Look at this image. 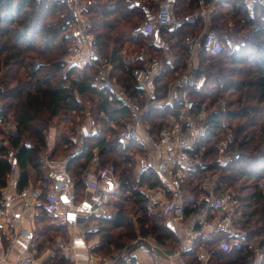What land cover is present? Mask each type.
I'll list each match as a JSON object with an SVG mask.
<instances>
[{"label": "trees", "instance_id": "trees-1", "mask_svg": "<svg viewBox=\"0 0 264 264\" xmlns=\"http://www.w3.org/2000/svg\"><path fill=\"white\" fill-rule=\"evenodd\" d=\"M87 1L90 31L94 33L100 56L113 64V79L144 105L147 91L139 86L136 77V70L144 63L139 58H126L124 49L128 42L133 43L134 50L147 45L161 61L150 82V100H164L170 83L187 68L190 48L186 39L202 30L200 24H186L179 30L156 25L154 34L134 38L133 29L153 17L154 4L132 0ZM229 1L232 5L228 14L219 13L213 18L212 27L221 36V49L212 53L202 48L200 63L190 73L194 78L205 75L206 82L201 88L188 89L198 109L209 99L213 102L208 112V132L197 143L194 157L215 160L216 143L223 134L229 139V149L226 159L211 164L202 159L205 165L196 171L195 178L201 179L202 173L207 175L217 168L221 171L218 184L237 188L240 213L236 224L248 229L250 239L263 235L257 248L264 255V189L261 186L264 178V3L256 4L252 16L244 0ZM198 7L199 0H178L175 5L179 15L194 12ZM228 20L234 23L232 30L226 25ZM76 23L66 1L0 0V120L12 118L16 123L15 132L1 131L0 200L10 183L14 164L18 166V190L29 186L33 169L45 198L50 189L43 154L49 151V159L62 155L68 158L67 169L77 182L76 203L81 204L87 188L82 177L97 150L100 163L96 171L102 173L112 168L119 176L121 189L117 197L122 205L111 217L97 214L87 217L88 240L100 237L92 252L107 256L120 248L127 247L130 251L148 236L173 252L179 241L170 220L149 212L148 198L142 191L146 186L162 184L161 176L149 158H145L146 165L137 176V156L145 154V149L135 141L125 144L119 139L120 132L131 120L128 106L115 91L96 84L95 61L73 66L65 62L68 48L75 42ZM220 98H226L225 106L216 105ZM87 102L92 103V131L80 146L73 136L77 124L84 121ZM180 108V101L150 106L144 117L150 133L157 137ZM63 117H71L75 123L50 148L49 131ZM197 188V185L189 186L188 190ZM200 194L196 193L193 198L189 193L185 195L188 215L196 210L193 204ZM37 219L40 223L51 221L43 231L69 242V227L54 224L55 219L42 206ZM254 222H260L261 226L253 228ZM224 237L223 233H215L209 239L196 238L193 247L184 252L185 260L188 264H199L197 254L202 246H207L214 250L213 264H264V257L258 262L257 248L250 249L247 244L229 251L217 250ZM54 249L46 264H72L60 247Z\"/></svg>", "mask_w": 264, "mask_h": 264}, {"label": "built area", "instance_id": "built-area-1", "mask_svg": "<svg viewBox=\"0 0 264 264\" xmlns=\"http://www.w3.org/2000/svg\"><path fill=\"white\" fill-rule=\"evenodd\" d=\"M66 1L73 10L77 20L73 33L75 42L68 48L65 62L68 66L79 65L86 61L93 60L98 68L96 84L106 90L115 91L123 99L130 110L131 120L120 132L119 139L122 143L135 141L142 144L145 151L152 153L153 160L151 166L161 176L162 184L158 186H146L142 191L148 198V209L151 214L167 217L175 231L179 241V246L171 252L168 264H188L184 258V252L191 249L196 238L209 239L215 233L226 235L217 250H231L236 246L247 244L250 249L257 248L254 240L249 238V231L236 224L238 203L236 194L221 187L218 184L219 176L216 181L205 177L201 186L204 194L193 204L196 209L191 214L186 213L185 202V181L189 178H195L196 171L204 166L203 160L195 158L193 151L196 148L200 138L208 132L207 120L208 112L205 107L197 108V104L189 97L188 88L196 86L201 88L205 84V77L194 78L190 73H185L170 83L168 94L164 100L156 104H174L181 102V108L178 115L171 118L170 123L164 127L157 137H154L148 125L144 121L146 110L151 106L150 82L154 76V68L150 61L144 62L143 67L136 70V77L140 87L146 89L147 99L142 106L139 101L132 98L127 89L116 83L113 79V64L104 60L95 44L94 33L90 31L91 22L89 19V3L87 0H62ZM148 1L155 3V13L149 18L138 24L132 31L133 37L138 38L142 34H154L156 25L167 26L171 30H179L186 24L198 22L202 30L194 35L187 37L190 48L189 63L192 66L202 48L215 53L222 47V40L217 29L213 28L212 13L217 7L227 0H199V7L193 13L179 15L175 9L178 0H132ZM249 8L250 15L255 14L257 3H264V0H244ZM231 28L234 27L232 20H229ZM141 55H145L142 53ZM145 60V56H142ZM193 67V66H192ZM80 100V98H78ZM90 130L82 125L75 133L74 140L80 146L85 142V137L90 134ZM220 152L225 155L229 149V143L226 140L218 144ZM226 157V156H225ZM221 159V158H220ZM48 155L44 157V163H48ZM55 162H59L55 161ZM100 163V156L95 151L94 157L89 168L83 175V183L86 187H92L98 194L92 203L90 214L111 217L114 209L110 205L114 194L119 193L121 181L119 176L112 168H107L102 173L96 171ZM96 175V179H90V175ZM18 175V166L12 167L11 179ZM62 182L61 188H56V181ZM53 188L49 190L44 198L42 189L27 186L18 192V195L26 201L25 207H30V200L37 201L54 217L59 225H65L69 228L78 227L86 223L87 216L77 212L79 204L76 203L77 182L68 170H62L50 177ZM22 214L16 212L8 198L0 200V249H2L1 238L3 235L9 239L8 250L0 258L7 260L10 251L19 242L22 236ZM87 231L81 232V240L88 250L87 264H120L130 262L131 264H141L138 260H133L128 248L125 247L114 251L108 256H99L92 252L94 242L88 240ZM142 243L151 250L158 252L166 250L165 246L159 245L155 239L144 237ZM57 247H60L66 255V258L73 261L78 247L74 240L65 242L62 239L58 241ZM212 251L207 246H202L198 252V258L201 264H210ZM258 262L264 255L259 251ZM16 264H46V254L40 253L33 245L26 248L18 258Z\"/></svg>", "mask_w": 264, "mask_h": 264}, {"label": "crops", "instance_id": "crops-1", "mask_svg": "<svg viewBox=\"0 0 264 264\" xmlns=\"http://www.w3.org/2000/svg\"><path fill=\"white\" fill-rule=\"evenodd\" d=\"M135 55H133L134 57ZM132 57V58H133ZM131 59V58H128ZM172 61V59H169ZM86 126L90 131H92V128L89 123H84V124H79L77 127V130L80 126ZM77 133V131H76ZM63 134V133H62ZM52 138L49 139V143L51 148L55 145L56 139H57V131L51 133ZM60 135V134H59ZM74 139V137H73ZM146 158H149V161L151 162L153 160V155L152 153L145 151ZM145 157L142 155L137 156V166L135 169L136 175H139V172L143 167L146 165L145 164ZM67 164H68V158L66 156H62L59 158V162L53 161V159H49L48 163H44V172L48 178V188L51 189L53 188V184L50 181V177L52 178V175L55 173L62 171V170H68L67 169ZM36 172L31 169L30 170V186H33V183H40V181H37L36 177ZM96 175L91 174L90 179H96ZM18 178L19 174L14 177L13 179L10 180L9 185L4 189L3 191V197L2 200L8 198L11 202L12 208L22 214V236L19 240V242L15 245V247L10 251L8 259L7 260H0V264H16L18 262V258L20 255L24 252V250L31 245H33L40 253H45V231H43L42 227L40 226L41 223L38 222V215L40 214V206L38 205L37 201L35 200H30V207H25L26 201L23 200L18 195ZM38 183V184H39ZM36 186V185H34ZM40 187V184H39ZM41 188V187H40ZM42 189V188H41ZM98 194V191H96L92 187H87L85 190V198L84 201L79 204L77 207V212L81 213L83 216H87L90 214L91 211V206L92 203L95 201V198ZM113 197L117 198V194H114ZM113 197L111 199L110 205L114 209V213L117 212V210L121 207V205L116 206ZM122 204V202H121ZM117 208V210H115ZM90 227L86 226V223L81 224L78 227H72L69 228V239L74 240L78 247L76 249V256L75 259L72 261V264H87L88 260V250L84 246L83 240H81V232L82 231H88ZM31 232L32 236L29 237L24 234V232ZM92 243L94 242V246L99 243L100 237L95 236L94 238L90 239ZM1 244H2V249H0V258L4 255V253L8 250L9 246V239L7 236L3 235L1 238ZM133 257V260H138L140 261L141 264H168L169 262V257L168 255L171 253L168 249L162 251L155 252L148 248L146 245L143 243L138 244V246L129 251ZM160 252V253H159ZM120 264H131L130 262H124Z\"/></svg>", "mask_w": 264, "mask_h": 264}, {"label": "rangeland", "instance_id": "rangeland-1", "mask_svg": "<svg viewBox=\"0 0 264 264\" xmlns=\"http://www.w3.org/2000/svg\"><path fill=\"white\" fill-rule=\"evenodd\" d=\"M152 4H154L155 5V3H152ZM231 2L229 1V0H227L226 2H224V3H222V4H220L218 7H217V10H215L213 13H212V17L213 16H216V14H219V13H223V14H228V12L230 11V9H231ZM195 12V11H194ZM191 13H193V12H191ZM189 14V13H188ZM229 23V20L226 22V25L227 26H229V28L232 30L233 29V27L231 28V25H229L228 24ZM195 35V34H194ZM194 35H189V36H194ZM188 36V37H189ZM187 40V39H186ZM162 42V41H161ZM187 44H188V41H187ZM124 52H125V57L126 58H131V59H141L142 61H143V63L144 62H146V61H150V63L152 64V67L154 68V71L156 72L157 71V68H158V64H159V62H161L152 52H151V50H150V48L147 46V45H145L144 47H142L141 48V50H134V45H133V43L132 42H128L127 44H126V47H125V49H124ZM142 53H145V55H141ZM133 55H135L134 57H133ZM142 56H145V60L143 59V57ZM133 57V58H132ZM172 59V56H169V59ZM189 58H190V55H189ZM188 58V61H187V63H189V59ZM199 63H200V56H198V58L194 61V62H192V66L193 67H196V66H198L199 65ZM144 65V64H143ZM190 64H187V68H186V70L183 72V74H185V73H191V70H192V67ZM143 67V66H142ZM112 74H113V71H112ZM183 74H181V75H183ZM192 76V75H191ZM180 77V76H179ZM178 77V78H179ZM193 77V76H192ZM203 77H205V82H206V76L205 75H203ZM117 83V82H116ZM119 84V83H118ZM119 85H121V84H119ZM122 86V85H121ZM124 87V86H123ZM124 88H126V87H124ZM190 88V87H189ZM188 88V89H189ZM169 89V88H168ZM152 93V92H151ZM150 93V94H151ZM167 94H168V92H167ZM189 94V93H188ZM189 97L190 98H192L190 95H189ZM192 100H194L195 102H196V100L194 99V97L192 98ZM150 102H151V106L152 105H154V104H156V103H158V102H161V101H157V102H153V101H151L150 100ZM217 103L218 104H216V105H220V106H225L226 105V98H220L218 101H217ZM196 104H197V102H196ZM212 104H213V102L209 99V100H207V101H205V103H203L202 104V108L203 107H205V109H206V112H209V110H210V108L212 107ZM145 105V104H144ZM144 105H142V106H144ZM163 105V104H162ZM92 103H89V102H87L86 103V108L84 109V121L83 122H81L82 124H84V123H89V124H91L92 122H93V119H92ZM201 107H199V109H201ZM146 112H147V110H146ZM170 121H171V119H170ZM75 122H72V119H71V117H63V118H61V119H58L57 121H56V123L54 124V126L51 128V130L49 131V139L50 138H52V135H51V133H52V131L53 132H55V131H57V134H58V136H57V139H56V142L58 141V139L60 138V136H62V133H69V131H70V129H71V127L73 126V124H74ZM15 120L14 119H12V118H10V120H8V121H5V122H2L1 120H0V141H2L3 140V133L2 132H6V133H8V132H15L16 131V126H15ZM78 125L79 124H77V126H76V128L78 127ZM2 131V132H1ZM60 134V135H59ZM224 135L225 134H223V138H220L218 141H217V147H216V152H215V154H217L216 155V159L215 160H213V159H208L207 158V160H204L203 158H201L200 157V155H198V157L197 158H199V159H203L204 160V162L206 161L208 164H211L212 162H216V161H219V160H223V159H226L225 158V156H226V154L225 155H223L221 152H220V150H219V147H218V144L220 143V141H222V140H226V141H229V139L227 138V136H225L224 137ZM74 136H75V134H74ZM73 136V137H74ZM51 146L52 145H50V148H51ZM53 148V147H52ZM203 150V149H202ZM48 153H49V151L48 152H46V153H44L43 155H44V157L46 156V155H48ZM214 154V153H213ZM212 155V154H211ZM62 156H64V155H62ZM62 156H60V157H62ZM142 156H144L145 158H146V155L143 153L142 154ZM60 157H58V158H54L53 159V161H58L59 160V158ZM221 158V159H220ZM205 164V163H204ZM35 171V170H34ZM36 172V171H35ZM207 175H205V174H203L202 173V178L201 179H197V178H195V179H193V178H189V179H187L186 181H185V184H184V188H185V194H187V193H189L190 195H191V197L193 198V197H195L196 196V193H199L200 194V192H201V194L198 196V199L199 198H201V196L204 194V192H203V190L201 189V186H198V184H202V182H204V179H205V177H208V178H210L211 180L213 179L214 181H216V178L218 177V176H220L221 175V171L219 170V169H217V168H215L214 169V171H212V172H208V173H206ZM36 175H37V173H36ZM37 177V181H38V176H36ZM39 183V182H38ZM38 183H36V182H34L33 183V186L32 187H34V188H40L39 187V184ZM34 185H36V186H34ZM197 185V189L196 190H194V191H190V190H188V187L189 186H191L192 188L194 187V186H196ZM261 186H262V188L264 189V178L261 180ZM223 187H225V186H223ZM41 189V188H40ZM227 189H229V190H232L235 194H236V196H237V194H238V191H237V188H235V187H227ZM197 191V192H196ZM200 191V192H199ZM113 200H114V202H115V204H116V206H118L119 207V205H122L121 204V201L119 200V198L117 197H113ZM237 203H238V201H237ZM115 210H117V208L115 209ZM239 213H240V211H239ZM239 213L237 212V216L239 215ZM132 215H133V213H132ZM54 218V217H53ZM55 222H54V224H56V225H59L57 222H56V220H54ZM51 223V221H48V223H41V227H42V229H46L47 228V224H50ZM261 226V223L260 222H257V223H255L254 222V224L252 225V227L254 228H259ZM242 228V227H241ZM243 229H245V230H248V229H246V228H243ZM52 235H54V236H56V234H53V233H48V232H46L45 231V238H44V240H45V245H44V247H45V254H46V259L48 258V257H50V256H52V254H54V251H55V247H57V244H58V241L60 240V238H53L52 237ZM261 236H263V235H261ZM261 236H258V237H254L252 240H254L253 242H255V246L256 247H260V238H261ZM149 237H151L152 239H154V237L153 236H149ZM221 243V242H220ZM120 249H123V248H120ZM216 249H217V247H216ZM200 250H201V248H200ZM199 250V251H200ZM117 251V250H116ZM256 251L259 253V248H257L256 249ZM258 253H257V255H258ZM108 256V255H107ZM197 257H198V254H197ZM199 259V258H198ZM200 261V260H199ZM47 263V262H46ZM188 263V262H187ZM214 263V260L213 259H211V263L210 264H213ZM199 264H201V262L199 263Z\"/></svg>", "mask_w": 264, "mask_h": 264}, {"label": "water", "instance_id": "water-1", "mask_svg": "<svg viewBox=\"0 0 264 264\" xmlns=\"http://www.w3.org/2000/svg\"><path fill=\"white\" fill-rule=\"evenodd\" d=\"M61 186H62V182L60 180H57L56 181V188L59 189V188H61ZM24 234L27 235V236H29V237L32 236V233L31 232L25 231Z\"/></svg>", "mask_w": 264, "mask_h": 264}]
</instances>
